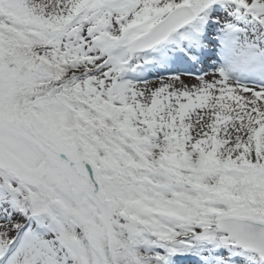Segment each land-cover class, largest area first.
Wrapping results in <instances>:
<instances>
[{
    "label": "snow or ice",
    "instance_id": "1",
    "mask_svg": "<svg viewBox=\"0 0 264 264\" xmlns=\"http://www.w3.org/2000/svg\"><path fill=\"white\" fill-rule=\"evenodd\" d=\"M0 264H264V0H0Z\"/></svg>",
    "mask_w": 264,
    "mask_h": 264
}]
</instances>
